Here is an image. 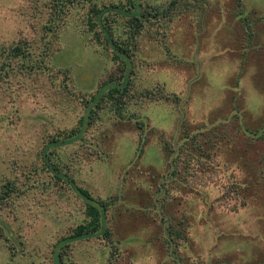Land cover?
Instances as JSON below:
<instances>
[{
	"label": "rangeland",
	"instance_id": "obj_1",
	"mask_svg": "<svg viewBox=\"0 0 264 264\" xmlns=\"http://www.w3.org/2000/svg\"><path fill=\"white\" fill-rule=\"evenodd\" d=\"M42 1L0 0V64L3 49L19 38L40 52L49 38L42 32L47 17ZM186 1L191 10L161 27H146L133 49L136 97L130 106L145 123L141 136L134 121L103 115L88 140L47 150L53 160L67 163L70 171H65L92 195L114 198L107 226L118 255L111 258L110 247L93 236L69 245L74 264H175L174 259L264 264V0H242L243 15L256 32L255 48L246 45L235 0ZM47 63L51 77L8 67L0 77V184L18 180L24 191L0 211V230L12 234L10 242L0 236V264H51L54 242L84 218L81 199L51 178L40 154L56 128L77 124L80 100L119 73L109 50L92 42L77 13L68 16L51 43ZM62 68L68 69L67 88L58 85ZM157 88L179 96L180 103L144 96ZM185 124L196 134L195 143L211 153L202 156L194 175L213 179L204 184L192 175L185 182L169 181L178 186L164 201L158 192L167 168L162 140L182 143ZM186 149L180 154L185 161L198 154L191 144ZM232 183L236 195L227 198L223 191ZM164 205L172 216L167 222L181 233L169 247L160 214ZM15 241L21 244L12 256L9 246Z\"/></svg>",
	"mask_w": 264,
	"mask_h": 264
},
{
	"label": "trees",
	"instance_id": "obj_2",
	"mask_svg": "<svg viewBox=\"0 0 264 264\" xmlns=\"http://www.w3.org/2000/svg\"><path fill=\"white\" fill-rule=\"evenodd\" d=\"M39 3V0H36ZM238 11L236 15L242 19L244 24V37L247 40L246 45H252L255 48L256 42H253L256 32L253 30L251 21L244 17L242 9V0H235ZM190 3L186 0H167L160 5H143L142 2L136 0H127L123 2H111L108 4H99L96 0H45L42 1V9L46 10V20L42 26L43 36H49L42 43L39 53L30 47L29 43L22 38L3 49V61L0 64V77L4 78L3 69L8 67L9 70L15 71L16 68L23 75L34 72L47 73L50 77L53 71L50 69L47 59L50 55L51 43L59 36V31L64 27L69 15L77 13L80 16L81 27L91 35L92 42L96 45H101L107 48L111 54L112 60L117 64L119 71L117 75L112 73L107 80H104L96 92L90 97H84L80 101L82 103L83 113L78 118L77 124L67 129L56 128V132L50 133V139L47 140L44 149L41 152L42 168H44L54 179L55 182L69 186L71 190L81 199L83 204L84 218L75 226L60 236L53 244L51 250V264H74L68 251L69 245L80 239L100 236L104 240V244L108 245L111 250V258H115L119 252V245L116 239L112 236L110 228L107 226V212L112 205L113 199H104L92 195L91 191L77 183L69 170V165L63 163L59 157L52 159L47 150L50 147H57L63 143H70L74 140L84 142L91 137V130L98 126L102 116L110 115L118 120L134 121L138 133L141 136L145 125L140 118L137 108L130 106L132 97H136L132 93L133 80L132 72L134 55L133 49L136 46V41L139 35L146 27L163 26L173 18H175L182 10L190 9ZM83 10V12H82ZM191 10V9H190ZM42 12V11H41ZM166 43H164L165 46ZM243 59L240 62V70L237 76H241V68L243 67ZM133 68V69H131ZM63 76L58 82L61 88H67L68 83L65 78H69L68 69H59ZM55 76V75H54ZM52 79V78H51ZM53 81H55L53 77ZM69 90V89H66ZM165 90V89H164ZM144 96L151 99L160 100L172 98L176 103H180V97L177 95L169 96L163 88H157L154 91L146 90ZM136 102V100H135ZM236 112V107L232 108ZM180 125V124H179ZM178 125V126H179ZM182 143L175 139L173 141L162 140V147L166 158V171H164V182L159 184L158 192L164 193V201L166 195H171L172 188H176L177 184H170L169 181L177 182V179L182 181L194 175L196 166H202L204 162L202 156L211 155L210 151L206 152L201 143H195L196 134L189 131L187 125H184ZM93 142H89L87 146ZM186 144H191L198 152L194 157L188 158L185 161L180 154L187 151ZM97 150L96 148L91 151ZM204 157V156H203ZM202 159V160H201ZM66 168V169H65ZM217 173L213 171L212 174ZM170 174V179H169ZM184 176V177H183ZM213 179L212 175L206 177L207 181H202L199 174L193 176L196 182H207ZM198 180V181H197ZM168 182V183H167ZM164 189V190H163ZM18 180L7 179L0 184V211L13 205L18 196L23 193ZM236 195L234 184H229L223 191V195L228 197ZM163 196V195H162ZM156 207H160L157 199L154 201ZM161 208H159L160 210ZM161 220L165 223L172 218L163 209L160 210ZM164 214V215H163ZM166 235L164 240L167 246L175 245V238L180 237V230H173L169 222L165 225ZM0 236L10 242L12 234H5L0 230ZM21 241L11 244L9 249L11 255L17 254V246H20ZM175 264H183L181 261L174 259ZM190 264H227V263H197ZM259 264H261L259 262Z\"/></svg>",
	"mask_w": 264,
	"mask_h": 264
}]
</instances>
